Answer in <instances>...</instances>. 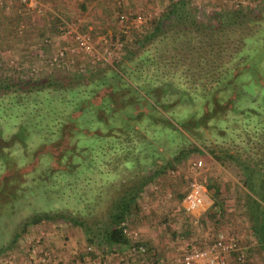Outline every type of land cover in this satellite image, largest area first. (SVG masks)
<instances>
[{"label":"trees","instance_id":"obj_1","mask_svg":"<svg viewBox=\"0 0 264 264\" xmlns=\"http://www.w3.org/2000/svg\"><path fill=\"white\" fill-rule=\"evenodd\" d=\"M190 11L170 3L120 61L0 77V252L45 220L123 252L120 223L143 188L199 146L239 164L264 198V6L224 23ZM261 197L246 209L264 248Z\"/></svg>","mask_w":264,"mask_h":264},{"label":"rangeland","instance_id":"obj_2","mask_svg":"<svg viewBox=\"0 0 264 264\" xmlns=\"http://www.w3.org/2000/svg\"><path fill=\"white\" fill-rule=\"evenodd\" d=\"M0 1L2 2L0 4V77L4 74L21 77L30 73L44 75L55 68H58L60 72L70 74L75 71L84 72L102 67L112 61H120L124 58L126 51L136 47V40L150 31L154 21L170 4L167 0H150L146 8L131 11L121 9L119 6L116 8L118 12L115 16L117 30L113 34L89 33L94 39L101 36L115 39L119 28L117 15L121 12H139L149 18L136 27L130 26L126 34L121 36L123 47L118 57L110 56L108 62L91 63L80 52L67 51L66 57L64 56L66 59H63L64 61L72 60L73 64L66 66L61 63L51 66L47 60L62 45L58 38L56 20L48 15L50 21L54 20L52 24H49L53 29L46 25L44 27L42 22L47 15L43 8L40 13L35 12L37 17L29 12L32 6H25L19 3V0ZM202 4L203 7L197 12L191 8L190 15L193 19L198 23L217 21L224 23L234 17V12L240 13L241 18L256 14L264 6V0H202ZM26 15L31 26L27 28V20L24 18ZM65 21L74 24L77 30L86 32L78 26L77 19L67 17ZM47 38L49 39L48 45L44 42ZM32 68L35 72L31 71ZM199 147L202 150L201 155L183 159L181 163L175 165L172 172L158 176L147 184L141 191L140 197L136 199V206H131V214L123 222L130 230L136 231L139 240L144 242L148 250L153 253L152 257L163 258L165 261L184 252L189 246L200 245L207 239V237H202V232L219 231L222 226L231 227L240 237L246 238L243 244L248 247L245 248L248 255L239 264H264L262 248L255 247V245L249 246L254 239L246 209L247 198H260L259 192L246 185V172L239 164L225 155L215 159L205 148ZM198 160L201 161L200 166L196 165ZM191 184L203 190L211 201H215L220 207L215 209V211L219 210L215 219L206 215L209 208L199 216L194 211L191 214L185 211L184 196L179 199L177 194L188 192L192 188ZM34 198L40 202L43 199L41 195ZM261 199L264 201L263 197ZM207 202L208 200H205L204 203ZM230 206L232 209L227 210ZM4 225V221H1L0 241L2 238L8 240L10 237L9 233L1 237ZM92 243L94 244L87 241L86 235L78 226L61 220H45L35 225H28L8 249L1 251L0 264H36L38 257H43V264H94L98 259H104L109 263L118 262V264H147L148 262L147 258L144 262H140L128 257L126 253H123L124 251L122 252L123 249L114 252L105 251L101 244L96 241ZM88 245L96 249L87 250ZM31 254L32 258H30ZM119 257L120 260H118Z\"/></svg>","mask_w":264,"mask_h":264},{"label":"built area","instance_id":"obj_3","mask_svg":"<svg viewBox=\"0 0 264 264\" xmlns=\"http://www.w3.org/2000/svg\"><path fill=\"white\" fill-rule=\"evenodd\" d=\"M6 1V0H4ZM31 0H19V3L25 6H31ZM169 3L183 1L190 8L196 12L203 7L202 0H167ZM0 4L2 2L0 1ZM37 12H41L42 9H37ZM56 17L58 38L62 45L59 49L53 53L47 62L49 65L65 64L66 66L73 64L72 60L64 61L68 52L78 51L82 55L88 58L91 63H103L108 62L110 56L118 57L120 50H122L123 43L121 36L126 34L127 29L130 26H138L144 23L147 19L145 15L139 12H121L117 15L119 28L117 37L111 39L109 36H101L94 39L88 32H81L76 29L74 24L68 23L62 18L57 17V14H53L52 17ZM98 40V41H97ZM46 45L49 44V39H44ZM65 56V57H64ZM65 58V59H63ZM35 72L32 68L31 71ZM201 161L196 162L197 166H200ZM192 188L184 195L183 201L186 212L192 213L193 211L197 215L204 213L212 205V201L205 194L203 190L191 184ZM208 200L207 203H204ZM199 209V210H198ZM121 231L124 238L128 241L127 246L124 247V253L128 257L144 262L147 258V264H228L229 256H233L237 262H243L245 259V252L242 246L237 242L235 235L228 234L223 231L202 232L203 237H207L205 241L200 245L189 246L187 250L165 261L163 258L152 257L153 253L150 252L145 244L139 240L136 231L130 230L125 222L120 223ZM37 241V240H36ZM87 250L94 251L96 248L88 245ZM32 254L34 251L31 250ZM32 254L30 258H32ZM121 258L119 257L118 260ZM35 262V261H32ZM43 257L37 258L36 264H43ZM94 264H118V262H108L106 260H97Z\"/></svg>","mask_w":264,"mask_h":264},{"label":"crops","instance_id":"obj_4","mask_svg":"<svg viewBox=\"0 0 264 264\" xmlns=\"http://www.w3.org/2000/svg\"><path fill=\"white\" fill-rule=\"evenodd\" d=\"M150 0H31L29 3L32 4L30 11L31 14H35L37 9H42L44 13L47 15L46 19L42 22V24L53 29L49 24H52L53 21H50V18L54 19L56 17H52L53 14H57V17L62 18L64 20L67 17L75 18L78 20V26L81 27L82 31H86L88 33H104V34H113L117 30L115 16L118 11L116 8L121 7V9L126 10H138L147 7V2ZM51 12V13H50ZM50 15V18L49 16ZM37 16V15H36ZM38 17V16H37ZM26 20L28 19L27 15L24 17ZM56 20V19H55ZM42 21V20H41ZM48 21V22H47ZM45 22V23H44ZM27 26L31 27L27 20ZM26 31H28L26 29ZM227 206V205H226ZM225 207V204H224ZM225 209V208H224ZM232 206H230L227 210H231ZM230 217V213L228 214ZM235 217V215H232ZM248 218V217H247ZM230 219V218H229ZM232 224V223H231ZM218 231V230H217ZM225 233L230 232L235 235L237 242L242 246L245 256L248 255L246 253L245 246L243 244L244 237H240L236 230H233L231 227H221V230ZM201 234V233H198ZM203 237V236H202ZM254 242L249 243V246H260L256 241L255 237H253ZM153 242L156 241L153 239ZM264 244V243H263ZM248 248V247H247ZM255 249V248H254ZM262 248V252H263ZM264 257V255H263ZM228 264H239L236 260H234L233 256H229Z\"/></svg>","mask_w":264,"mask_h":264}]
</instances>
